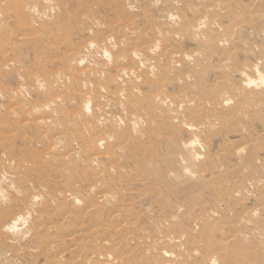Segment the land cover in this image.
<instances>
[{"label": "rangeland", "instance_id": "374dc122", "mask_svg": "<svg viewBox=\"0 0 264 264\" xmlns=\"http://www.w3.org/2000/svg\"><path fill=\"white\" fill-rule=\"evenodd\" d=\"M157 1L158 0H47L45 2L46 5L44 3L41 5L42 8L39 6L41 9L39 7L37 8V14H30L24 10L22 4H19V1L9 5L7 4L8 0H6V2L0 0V18L3 16V22L0 21L1 36H3H0V168L3 170L15 165L26 164L31 166L40 164L39 157L47 150L48 144L50 143L49 135H57L58 131H63L64 133L65 129L58 130L53 126L39 128L37 126L39 119L48 118V115L43 111L46 103L55 106L51 101L55 97L63 95L58 103L61 104L67 113H72L81 102H86L84 98L79 95L76 88L74 91L72 87L66 90L64 88L63 91L62 88H59L61 87L60 85L52 83L55 72L64 67V55L78 52V55L84 58L85 63L84 61L81 62L83 66L89 63L93 66L100 64L99 66H105L107 69L110 68L108 72L115 73L116 69L113 67L114 53H119V51L125 49L123 45L125 46L127 43L126 41H128L126 35L131 31L135 32L137 35L134 33V43L147 39L145 37L151 34L152 31L149 29L152 25L155 27L153 28L155 30L156 28L162 29L163 23L160 24L159 18L162 16L161 21L164 22L165 20L163 19H165V17L161 14L167 13V10L170 9V16L174 21V23L172 22L174 27L167 29L166 35L168 34L167 36H169L171 40L168 42L162 40L160 43L171 44L173 42L172 45L177 47L176 50H182L188 54L194 52L200 53L201 50L200 54H202L191 57L192 59H190L188 63L182 61L177 62L175 64V69L172 71V68H169L172 65L169 59H163L159 65V74H161L162 69L165 67L170 69H168L169 72H167V75H164V96L167 97L168 101L172 99L174 104L179 105L181 113L172 110L176 107L175 105L168 107L169 109H158L155 111V118L157 120L161 119L160 121H167L169 116H176L178 114L179 117L174 119L173 124L166 123L158 130L161 124L158 122H155V124L150 123L152 120L150 116H152L153 113L148 114L143 109L133 110L131 112V116L134 119L136 118V125H134L133 128L132 126L130 128L129 123H123V120L121 121L119 119V122H122L121 126H124H122L123 128L121 127V131L130 132L133 136L138 135L135 130L149 129H146V132L143 131L145 136H141L144 137L141 138V145L144 148V154L142 155L144 160L137 164V168L140 170L141 175L129 177V175H133V171L126 174L125 170H129L134 164L125 161L121 166V168L124 169L122 170V175L117 174V172L116 175L112 170V174L97 186V188L110 189L115 194L125 188L128 191L125 198H131V202L123 204L120 209L116 207L118 202L117 198L107 204L103 202L106 209L109 210L108 212L111 211V216H109V214L103 216V210V212L101 211L98 213L96 212L97 209L94 207H84L86 203H89L88 199H90L87 197L89 195H85L81 192L84 189V184L81 183L79 178L76 179V177L74 179L75 184L74 181L70 184L68 181L72 179L73 175H71V177L68 176V179L65 178L61 174V164L57 161L43 165V173L40 175H36L25 168L18 173L3 171L5 175L0 177V200H3L0 202H3L5 198L6 200L4 202L7 205L8 203H15L18 207H22L28 202L30 196L34 194L38 196L36 200L38 210L36 213H40V216L44 217L41 218V221L42 219L47 220H43L44 223L42 221L43 228L34 227L32 224L35 214L29 213L30 215L27 214V217L25 216L26 220L24 218V220L19 222L17 229H12L8 232L4 231L6 234L9 233V236H6L4 232L3 234L5 237L3 234H0V264H48L45 256L38 253L40 241L49 239L46 232V227L48 225L55 229L52 230L51 236H53V240L56 243L62 244L63 239L65 242H68V234H72L71 232L73 230L78 229L76 232L77 234L75 233V239L78 243H87L94 238V240H96L104 236L102 238L105 240L107 238L108 243L106 244L113 243L116 246L118 245L117 247L124 248V251L118 255H122L130 260L129 264H146V260L142 255L143 251L145 252L148 246L157 251L156 246H154V248L152 247L151 238H153V234H151V232H154L158 227H162L163 223L171 218L173 219V224L169 228L163 230L161 235L180 236V239L183 241L184 249L181 247H178L180 249H176L177 246H175L174 243L166 244L164 246L165 249L167 248L166 250L170 252L176 250L175 253H177L178 251L192 250L197 247L201 252L205 253L212 248L222 233L228 231L230 225L225 224L218 227L215 223L208 221L195 224L193 222L195 215L214 210L221 202L225 203L223 210L227 214H233L243 208L254 207H258L259 212L262 211V208L259 207V203H255L257 198L260 199L261 196H264V186L261 187L263 190L254 189L252 187L246 190L240 186H235L231 182L233 178H230L229 172H231L230 170H232L235 165L242 163L250 167V169L242 174L240 178L244 180H264V171L256 172L258 166H261L259 163L261 157H264V138L262 139L264 135V119H262V117H264V107L260 109L256 101L258 98L262 99V96L264 97V82L262 79H259L260 77L264 78V0H261L262 2L259 0V3L258 0H231L233 3H236L234 5L233 3L231 4L229 0L223 1L224 3L227 2L230 7L233 5L234 11L237 9V12H234L232 7L228 9L220 8L221 10H219V8H214L213 4L217 2L216 0H199V3L198 0H176L174 1L175 6L179 9L177 13L172 10L175 6L171 5V7L168 4L171 0H159L160 3ZM153 2L155 4H153ZM156 2L158 5H156ZM239 2H241V4ZM205 3L206 6L204 5ZM48 4H50L51 8ZM257 4H259V6ZM131 9L135 10L132 11ZM39 10L43 12L41 13ZM201 10L205 11L203 12ZM44 11L47 13H44ZM137 11L141 12V14ZM145 11L147 12L145 13ZM151 12L154 15H152ZM40 13H44L46 16H44V14L40 15ZM204 13L205 15H203ZM213 13L214 16L212 15ZM241 13L243 15H241ZM244 14L246 17H244ZM86 15L90 19H87L88 17ZM42 16L44 17L42 18ZM184 16L191 19V21H196L200 18H205L206 21L215 20V22L218 23L219 31L217 30L215 34L211 32L204 33V43L196 42L197 39L189 35H175L173 30L177 27L176 24L178 19L180 21ZM45 18L48 19L46 20ZM13 19L16 22H14ZM17 21H19V24ZM150 21L155 23H151ZM12 23L16 25L13 27ZM30 23L33 24L30 25ZM17 24L19 25L17 27L18 29H15ZM87 24H89V27ZM119 29L121 32H118ZM205 29L206 27L202 28L204 32ZM232 29H236V31ZM170 31H172V33ZM233 31H235V34ZM126 32L128 33L126 34ZM212 35L213 38H211ZM106 36L109 38V41L105 42L103 39ZM215 38H217V40H215ZM90 42L94 43L92 45L94 46L93 49H91V46L90 48L88 47ZM82 46H85L86 49ZM99 50L107 52L108 54H106L108 57H103L104 52H99ZM88 51L89 55H87ZM90 52L93 56L90 55ZM110 53H113V56ZM230 54H232V56L229 57L228 55ZM89 56L90 58H88ZM102 57L105 60L102 59ZM86 60L89 62L88 64ZM99 60H101V62ZM222 62L227 63V66H225L229 73L227 75H224L223 68L220 69V64ZM128 63H130L128 60H124L120 64H117L116 67H128ZM254 64H256V67L252 68ZM78 66L82 67L79 63ZM239 72L241 74H239ZM244 76H246V78L249 77V79L254 80V82H251L249 86H242V77ZM215 82H217V88L213 86ZM94 84L95 80H89L88 85L90 88H94ZM234 88L240 89V91L242 90L241 93L235 91ZM232 89L234 90L233 95L231 94ZM140 90L142 91V93L140 92L138 94H142L140 97H144L147 93L153 92L154 87L152 86V81L143 83ZM260 93L262 96L259 95ZM183 95L184 97H182ZM251 95L255 99L251 97ZM231 96H234L232 100H229L231 103L228 102V104L223 107L222 111L219 108L218 110L214 109L203 112L198 108L200 102L215 101L218 98ZM102 98H100V100H104V97ZM234 98H237V100ZM90 100H88V103L91 104H88L90 108H93L96 101H100L98 98H94L91 102ZM242 101H244V104ZM104 106L108 109L107 112L109 114L118 116L122 113L118 108L106 104ZM192 108L195 110L190 111L193 110ZM89 112H91V110ZM171 112L172 114L170 115ZM228 112L229 114H227ZM230 112L232 114H230ZM209 116L212 119H210ZM142 120L145 122V125ZM211 121H214L212 124L213 126L210 124ZM206 122H208V124ZM208 125H211L213 129ZM197 128H200L199 131L194 130ZM164 129L167 130L169 134L162 135ZM201 129L203 132H201ZM153 131H155V133H153ZM152 134L155 135L154 139L148 140V137ZM158 134H160V136H158ZM260 135V141L253 140L254 138L258 139ZM3 137L7 141L4 142L1 139ZM194 140H198L199 142H195ZM247 140H251L255 145L259 142L250 152V155H252V157L254 156V160L253 162H239L234 155V151L238 146L247 144ZM188 142L195 143V147H184ZM76 145L75 147L81 151V147ZM60 146L61 149L58 148V151L61 153H65L69 149L66 141L61 142ZM104 146L105 145H103V147ZM138 153L139 150L134 154L137 156ZM196 153L199 154V157L194 160ZM109 159L110 158L107 157L104 161L108 164L110 162ZM221 169L224 170L223 175L219 174ZM79 173L80 172L76 173L77 177L80 176ZM190 176H200L201 178L199 182L193 183L188 179ZM119 177H123L122 181H120L121 186L114 185L112 182H117ZM219 180H227L226 188L220 186L218 189L212 190L210 186ZM66 184L68 186H66ZM262 184H264V182H262ZM179 185H184V189L179 190ZM66 187L70 188V190L66 189ZM19 188L25 190L26 194L20 195L16 193ZM71 189H73V192ZM153 189H160L161 192L158 194L153 193ZM234 191L245 192V195L242 199H234L231 197V192ZM51 192L54 197L56 194L58 198H54ZM69 194L76 195L78 202L77 200L76 203L69 202L65 198V195ZM51 195L52 199L50 197ZM196 196L199 198L197 199ZM6 210L8 211L6 215L0 214V228L13 218L11 209L8 208ZM69 212L71 213L69 214ZM65 216H70L71 219L68 220ZM102 226L106 231L105 235L102 234ZM90 228L100 234L93 233ZM190 228L194 229L193 234L188 233ZM148 232L151 234V236L148 237L149 240L146 237V233ZM125 234L129 236L127 235L126 237ZM15 237H19V240L17 241ZM104 239L103 241H105ZM14 243H17L18 246L16 247ZM11 244L14 245V247ZM8 245L11 246L6 248ZM11 249L15 251H11ZM73 250L74 258L78 257L79 254L82 255L81 250ZM109 252L114 253L115 251L109 250ZM64 254L65 257L63 260L66 264H79L81 262L82 258L76 259L77 261L75 260L74 263L71 262L69 260L71 256L69 251Z\"/></svg>", "mask_w": 264, "mask_h": 264}, {"label": "bare ground", "instance_id": "6f19581e", "mask_svg": "<svg viewBox=\"0 0 264 264\" xmlns=\"http://www.w3.org/2000/svg\"><path fill=\"white\" fill-rule=\"evenodd\" d=\"M4 1L6 2V0H4ZM17 1H19L20 5L22 4V7L24 8L25 11H27L31 14V13L38 12L37 8L41 5H43L47 0H8L7 4L11 5L12 3H15ZM174 1H176V0H171L170 2H168V1L167 2L170 6L171 5L175 6ZM177 1H186V0H177ZM216 1L217 2H215L213 4V6H214V8H219V10H221L220 8H227V9L231 8V7L233 8V5L236 4V3H233L231 0H229L231 2V4L233 3V5L230 7L229 4L226 2L227 0L225 1L226 3L223 2L224 0H221V1L216 0ZM157 2L160 3L159 0ZM157 2H156V5H158ZM199 2L200 1L198 0V3ZM192 3H193V1H192ZM239 3L241 4V2H239ZM258 3H259V0H258ZM153 4H155V3L153 2ZM45 5H46V3H45ZM48 5L50 6V4H48ZM181 5H183V4H181ZM204 5L206 6V3ZM257 5L259 6V4H257ZM129 7H131V6H129ZM211 7H212V4H211ZM41 8H42V6H41ZM50 8H51V6H50ZM56 8H57V6H56ZM200 8H202V7H200ZM163 9H164V7H163ZM235 9H236V7H235ZM43 10H45V9H43ZM49 10L52 11L51 9H49ZM133 10H135V9H133ZM170 10H167L168 11V12L166 11L167 13L161 14V15H163V17H165V19H163V20H165L164 22L161 21L162 16L160 15L161 18H159V22H160V24L163 23L162 27H161L162 29L160 30V28L159 29L156 28V30H155V29H153L155 27H153V25H152L149 29L150 31H152L151 34L148 37L147 36L145 37L147 39H144L143 41H140V42L138 41V43H134V37H135L134 33L135 32H133V31H131L130 33L126 32V34L128 33L126 35L127 36L126 38L128 39V41H126L127 43L125 46L123 45V47L126 50L124 49V50L119 51V53H114L115 55L113 58V65H114L113 67L116 69L115 73L108 72V70H110V68L107 69V67H105V66H99L100 64L93 66V65H91V63L87 62V60H86L87 64L89 63L91 66L89 64L83 66L81 62L84 61V58H82L83 56L80 57L78 55V52H75V53L73 52L72 54H69L71 57L69 55H64V57H63L64 67L62 69H60L59 71L55 72V74L53 76L52 83L55 85L56 84L60 85L61 87H59V88H62V90L64 88L66 90V89H69L70 87H72L73 91H74V89L76 88L77 91L79 92V95L81 97H83L86 102L85 103L81 102V104L78 105L77 108L74 109V111H72V113H69V112L67 113L63 109L61 104L58 103L60 101L59 99H61L63 97V95H59L51 101L54 103L55 106H51L49 103H46V106H44L43 111L48 115V118L39 119L37 126L39 128L40 127L53 126L58 130L65 129L64 133H63V131H58L57 135H55V134L49 135L50 143L48 144L49 146L47 147V150L44 153H42L41 156L39 157L40 164L31 165V166H28L26 164L15 165V166H12L9 168H5L4 169L5 172L18 173V172L22 171V169L25 168V169H29V171L33 172L36 175H40L41 173H43V165L51 164L52 162L57 161L59 164H61V167H60L61 174L65 178L68 179V176L71 177V175H73L72 179L70 181H68L70 184L72 183V181H74L75 177H76V179L79 178L81 180V183L84 184V189L81 192L85 195H89L87 197L90 198V199H88L89 203H86V206H84V207H92V208L94 207L97 209L96 212H98V213H100L103 210L104 211V213L102 214L103 216H105V214L106 215L109 214V216H111V211L108 212L109 210L106 209V206H105V204H103V202L104 203L106 202V204H107L108 202L112 201L113 199L115 200V198H117L118 202L116 201L117 202L116 207H118L119 209L123 204L130 203L131 198H125V195L128 194V191L126 188L121 190L117 194H115L110 189L97 188V186L99 184L104 182L112 174L111 173L112 170L114 171L113 172L114 174H116V172H117V174L122 175V170H124V169H122L121 166L123 163H125V161H129L130 163L134 164V166L132 168H130L129 170H127V169L125 170L126 174L128 172L133 171L132 172L133 175H129V177H137V176L141 175L140 170L137 168V164H139L140 162H142L144 160L142 157V155L144 154V148L141 145V142H142L141 138H144V137H141V136L142 135L145 136L144 132H146V129L148 130L149 128H146L145 130H135V131H137L136 133L138 135L133 136L130 132H127V131L122 132L121 131V127L123 125L121 126L122 122L120 123L119 121L123 120V123L124 122L129 123L130 128H131V126L133 128V126L136 125V122H135L136 118L134 119L131 116V112L133 110L143 109L148 114L153 113V115L150 116L152 118L150 123L155 124V122H158L159 124H161V125H159L161 127H158V130H160L164 126V124H166V123L173 124L174 119L176 117H179L178 114L176 116H174V115L169 116L167 121H160L161 119L157 120L155 118L156 117L155 111H157L158 109H169L168 107L176 105V104H174L172 99L170 101H168L167 97L164 96V93H163L164 86H165L164 75H167V72H169V70H170L169 68H172L171 71L174 70L175 64L177 62L182 61L184 63H188L190 61V59H192L191 57H195L197 54L201 53V50H200V53L194 52L192 54H188L186 52H183L182 50H176L177 47L172 45L173 42L171 44L170 43H164V44L160 43V41H162V40H165L166 42L171 40V38H169V36H167L168 34L166 35V30L169 29L170 27H174V24H173L174 21L171 19V16H170L171 15ZM172 10L175 13H177L179 11L178 7H176V6ZM157 11H159V10H157ZM201 11H203V10H201ZM208 11H210V10H208ZM227 11H229V10H227ZM233 11H234V8H233ZM40 12L42 13L43 11H40ZM45 12L46 11H44V13ZM137 12H139V11H137ZM146 12L147 11H145V13ZM29 13H28V16H29ZM41 13H40V15L44 14V13L43 14H41ZM48 13L50 14L49 11H48ZM139 13L141 14V12H139ZM153 13H154V11H153ZM153 13H152V15H154ZM156 13H158V12H156ZM23 14H21V15H23ZM25 15H27V14H25ZM203 15H205V13ZM212 15L214 16V13ZM241 15H243V14L241 13ZM44 16H46V15L44 14ZM44 16H42V18ZM86 16H84V17H86ZM244 17H246L245 14H244ZM25 18H26V16H25ZM173 18H175V17H173ZM216 18H218V17H216ZM260 18H261V16H260ZM2 19H3V16H2V18H0V21L3 22ZM30 19H31V17H30ZM87 19H90V18L88 17ZM40 20H43V19H40ZM13 21H14V19H13ZM31 21H32V19H31ZM5 22H8V21H5ZM14 22H16V21H14ZM27 22H29V21H27ZM87 22H85V23H87ZM142 22H143V18H142ZM150 22L155 23L152 21H150ZM242 22H244V21H242ZM17 23L19 24V21H17ZM33 23H30V25ZM2 24H4V23H2ZM18 24L15 27V29H18L17 28L19 26ZM217 24L218 23L215 22V20L206 21L205 18H200V19H197L196 21L195 20L191 21V19L184 16V17H182V19L180 21L178 19V22L176 24L177 27H175L173 32L175 33V35L176 34L189 35V36L193 37L194 39H197L196 42L198 41L199 43H204L203 34L207 33V32H211L212 34H215V32L217 30L219 31V28H218L219 26ZM15 25L16 24H13L12 26L14 27ZM87 26L89 27V24H87ZM203 27H206L205 32L202 30ZM115 29H117V28H115ZM170 30H172V29H170ZM232 30L236 31V29H232ZM235 31H233L234 34H235ZM109 32H110V30H109ZM118 32H121L120 29ZM170 32L172 33V31H170ZM1 35H2V32L0 31V36ZM5 35H6V33H5ZM175 35H173V36H175ZM233 36H235V35H233ZM1 37H3V36H1ZM4 38L6 39L5 36H4ZM9 38H7V39H9ZM119 38H120V34H119ZM176 38H178V37H176ZM211 38H213V35ZM108 39L109 38H107V36H106V37H104L103 41H105V42L109 41ZM215 40H217V38H215ZM3 41H4V39H3ZM219 41H221V40H219ZM207 42H209V41H207ZM93 44H94L93 42H90L88 44L89 45L88 47L90 48V46H91L92 47L91 49H93V47H94V46H92ZM102 45H103V43H102ZM95 46H96V44H95ZM119 46H122V45H119ZM199 46H201V45H199ZM83 48H85V46ZM120 48H119V50H120ZM105 49H107V48H105ZM100 51L104 52V50H99V52ZM99 52H97V53H99ZM106 53L107 52H104L103 57L107 56L108 53L107 54ZM87 55H89V51H88ZM90 55H91V52H90ZM200 55H202V54H200ZM91 56H93V55H91ZM228 56L230 57V56H232V54H230ZM103 57H102V59H104ZM88 58H90V56ZM163 59L171 60L172 65L169 68L168 67L163 68L161 74H159L158 68H159V65ZM108 60H110V59H108ZM111 60H112V58H111ZM124 60H128L130 62V63H128V67H123V66L116 67L117 64H120ZM95 61L98 62L97 60H95ZM99 61L101 62V60H99ZM226 62H222L220 64V69L221 68L224 69V75L229 74L227 71V68L225 67V66H227ZM78 63L82 67H79ZM84 63H85V61H84ZM255 67H256V64H254V67H252V68H255ZM225 68H226V70H225ZM228 70H229V68H228ZM240 71H243V70H240ZM239 74H241V73L239 72ZM242 74H243V72H242ZM258 74H259V72H258ZM217 78H219V77H217ZM242 78H243L242 79V86L243 85L249 86L251 84V82H254V80L249 79V77L246 78V76H244ZM259 79L260 80L262 79V81L264 82L263 77L262 78L260 77ZM89 80H95L94 88L89 87V85H88ZM224 80H225V78H224ZM150 81H152V86L154 87V91L147 93L144 97H140L142 94H140V95H138V94L140 92L142 93V91L140 90L141 85L143 83L150 82ZM223 84H225V83H223ZM216 85H217V82H215L213 84V86L215 88H217ZM242 88H244V87H242ZM235 91L241 93L242 90L240 91V89L238 90L236 88ZM72 93H74V92H72ZM233 93H234V90L232 89L231 94L233 95ZM259 95L262 96L261 93ZM102 97H104V100H100V98H102ZM182 97H184V95ZM233 97L232 96L231 97H222L220 99L218 98L215 101H204L203 103L198 102L199 103V104L197 103L198 108H200V110H202L203 112L204 111L207 112L209 110H214V109L218 110L219 108L222 111L223 107H225V105H227L229 100H232ZM251 97H253V96L251 95ZM94 98H96V99L98 98L100 101H96L95 103L93 102L94 106H93V108H90L89 105H91V104L88 103L89 102L88 100H90V99L93 100ZM234 99L237 100V98H234ZM263 99H264V97L262 96V99L258 98V100H256L257 105L260 107V109H263V107H264ZM91 100H90V102H91ZM74 102H76V101H74ZM242 102L244 104V101H242ZM246 102H247V100H246ZM229 103H231V102H229ZM105 104L120 109V111H122L123 115H122V113H121V115H118V116L114 115V114H109L107 112L108 109L104 106ZM232 105H233V103H232ZM193 106H195V105H193ZM179 108H180V106L176 105V107H174L172 110H174L175 112L176 111L180 112ZM90 110H91V112H89ZM194 110L195 109L190 110V111H194ZM245 110H246V108H245ZM256 111H257V109H256ZM171 114H172V112L170 113V115ZM227 114H229V112ZM230 114H232V113L230 112ZM180 116H181V114H180ZM81 118H83L84 121ZM144 118H145V116H144ZM144 118H143V120H144ZM209 118L212 119L210 116H209ZM262 119H264V117H262ZM79 120H82V121H79ZM215 120H217V119H215ZM219 121H221V120H219ZM213 122L214 121H211L210 124L212 125ZM216 122H218V121H216ZM206 123L208 124V122H206ZM226 123L228 124L227 121H226ZM229 123H231V122H229ZM143 124L145 125V122ZM148 124H149V122H148ZM211 125H208V126L211 127ZM217 125H218V123H217ZM211 128H209V129H211ZM199 129L200 128H197L194 130L199 131ZM201 132H203L202 129H201ZM201 132H198V133H201ZM153 133H155V131H153ZM148 134H149V132H148ZM163 134L167 135V134H169V132L164 129L162 131V135ZM154 136L155 135L152 134L151 136L148 137V140L154 139ZM158 136H160V134H158ZM205 137H206V135H205ZM263 138H264V135L262 136V139ZM1 139L4 142L7 141L6 139H4V137ZM46 139H48V138H46ZM259 139H261V135L258 139L254 138L253 140L257 141ZM198 140H194V141L196 142ZM63 141H66L68 143V146H69V149L66 152L64 151L65 153H61L58 151V148L62 147L60 145H61V142H63ZM199 141H201V140H199ZM246 142H247V144L240 143L242 145L238 146L234 151V155L239 160V162H253V160H254V156L252 157V155H250V152L253 150L254 147L257 146V144L259 142H257L256 145L254 143H252L251 140H247ZM76 144L79 145V147H81V151L75 147ZM194 144L195 143H193V142H188L184 145V147H187V148L191 147L192 148V146H193V148H194L195 147ZM103 145H105V146L103 147ZM138 150H139V153L136 156L134 153L137 152ZM107 157L110 158L109 159L110 162L108 164H107V162L104 161V160H106ZM198 157H199V154L196 153L194 156V160H196ZM114 163H115V165H114ZM259 163L261 166H258V168L256 169V172L257 171H264V157H261ZM244 165L242 163H238L237 165H235V167L232 170H230L231 172H229V176H230V178H233V180L231 181L232 184L235 186H240L246 190L250 187H252L254 189H258V190H263V189H261V187L264 186V184H262V182H264V180H261V179L244 180L243 178H240V176L242 174H244L246 171H248V169H250V167H248L246 165L244 166ZM4 170L2 168H0V177L2 175H5L4 174L5 172H3ZM78 172H80L79 177L76 176V173H78ZM219 174L223 175L224 170L221 169L219 171ZM119 178H118L117 182L113 181L112 183L114 185L121 186L120 181H122L123 177L120 178V180H119ZM200 178H201L200 176H190V178H188V179H189V181H192L193 183H197L200 181ZM2 179H4V178H2ZM79 179H78V181H79ZM226 181L227 180H219L217 182H214L210 186V188L212 190H216L220 186L223 188H226V186H227ZM74 184H75V181H74ZM66 186H68V185L66 184ZM19 189L17 191L15 190L16 193H19L20 195L21 194L23 195L24 193L26 194L25 190H21L22 188L20 190ZM66 189L70 190V188H67V187H66ZM178 189L183 190L184 185H179ZM13 191H14V189H13ZM71 191L73 192V189H71ZM152 192L158 194L161 192V190L160 189H153ZM52 195H53V193H52ZM52 195L50 196L51 199H52ZM244 195H245V192H242V191L231 192V197L234 199H242L244 197ZM60 196H61V192H60ZM37 197L38 196L32 194L30 196L28 202L25 205H23L22 207H18L14 202H13L14 204L8 203V205H7L4 202L6 200L4 198V201L0 202V214L6 215L8 213V211L6 209L10 208L11 212H13L12 213L13 218L11 220H9L8 222H6L5 224H3L2 228H0V234H3L4 231L8 232L9 230L11 231L12 229H14V230L17 229L19 222L24 220V218L26 220V217H27L26 215L29 213L35 214V216L33 217L34 221H33L32 225L34 227H37V228H43V226H42V224L44 223L43 220L46 221L47 219H42V221H43V223H42L41 218L43 216H40V213L39 214L36 213V211L38 210V208H37L38 205L36 202ZM53 197H54V195H53ZM55 197H56V194H55ZM56 198H58V197H56ZM65 198L69 202L76 203V200L78 202L77 196L73 195V194L72 195L71 194L65 195ZM196 198L198 199L199 197L196 196ZM1 200H3V199H1ZM49 203H50V201H49ZM257 203H259L260 206L259 205L258 206L260 208H262V211L260 210L261 212H259L258 207L257 208L254 207V208H243L240 211L235 212L233 214H227L223 210L225 203L221 202L216 209L211 210L209 212H202L200 214L195 215L193 218V222L195 224L202 223L204 221H208L211 223H215L218 227H221L225 224L230 225V228L228 229V231L222 233L220 235L219 239L212 246V248L205 253L201 252L197 247L192 249V250H185V251H183L182 249H181L182 251L177 250L178 251L177 253H175L176 250L174 252H172V251L170 252V251L166 250L167 248L165 249L164 246L168 243H174V245L177 246L176 249H180L178 247L183 248V241L180 239V236L161 235V232L163 230L169 228L173 224L172 218L167 220L166 222L163 223L162 227H158V228H156V230L154 232H151V234H153L152 235L153 238H151V242L153 244L152 247L154 248V246H156L157 251L151 249L149 246L147 247V249H145V252L143 251L142 255L144 256V259L146 260V264H264V196H261L260 199L257 198L255 204H257ZM71 205H72V203H71ZM53 210H54V208H53ZM50 212H52V211H50ZM70 213L71 212H69V214ZM29 215H28V217H29ZM82 215H84V214H82ZM66 219L69 220V219H71V217L67 216ZM103 226H102V228H103ZM112 227H113V225H112ZM52 228L53 227L49 226V225L46 227V232L49 236V239L41 240L39 243L40 246H38V248H39L38 253L45 256V258L48 261V264H66V263H64L63 259L65 257L64 253L67 251H69L71 253L69 260L73 263L75 262L76 259L82 258L81 262L79 264H129L130 260L126 259L122 255H120V256L118 255L124 251L123 250L124 248L117 247L118 245L116 246L113 243L106 244L108 242H107L106 237H105L106 240L104 238H102L104 236H102L100 239H96V240H94L95 239L94 238L92 241H89L87 243H78L75 239V235L77 234L76 232L78 229L77 230L75 229L71 232L72 234H68L69 235L68 236L69 241L65 242L63 239L62 244H60V243H56L53 240V236H51V232H52V230H55V229L54 228L52 229ZM91 231L93 233L95 232L93 229H91ZM6 232H4V234L6 236L7 235L9 236V233L6 234ZM97 233H99V232H95V234H97ZM188 233L193 234L194 229L190 228L188 230ZM102 234H104V235L106 234V231L104 230V228L102 229ZM151 234H149V232L146 233V237L147 238L150 237ZM5 235H4V237H5ZM127 235L125 234L126 237H127ZM12 237H13V235H12ZM6 238H8V237H6ZM9 238H11V237H9ZM15 238L17 239V241L19 240V237L18 238L15 237ZM103 239L105 241H103ZM148 240H149V238H148ZM11 245L6 246V248L10 247ZM15 245H16V247L18 246L17 243ZM12 246L14 247V245H12ZM73 249L81 250L83 256L81 254H79L78 257L74 258V250ZM109 250H114L115 252L114 253L109 252ZM11 251H15V250L11 249ZM127 255H128V252H127ZM14 256H16V255H14ZM133 264H135V263H133Z\"/></svg>", "mask_w": 264, "mask_h": 264}]
</instances>
